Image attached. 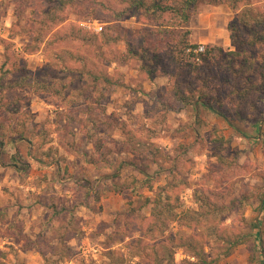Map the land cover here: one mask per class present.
Here are the masks:
<instances>
[{
    "label": "rangeland",
    "instance_id": "rangeland-1",
    "mask_svg": "<svg viewBox=\"0 0 264 264\" xmlns=\"http://www.w3.org/2000/svg\"><path fill=\"white\" fill-rule=\"evenodd\" d=\"M67 1L0 0V264H264V58L234 72L236 12ZM197 91L227 117L181 99Z\"/></svg>",
    "mask_w": 264,
    "mask_h": 264
},
{
    "label": "trees",
    "instance_id": "trees-1",
    "mask_svg": "<svg viewBox=\"0 0 264 264\" xmlns=\"http://www.w3.org/2000/svg\"><path fill=\"white\" fill-rule=\"evenodd\" d=\"M62 5L65 6L66 3L70 2L67 0H60ZM202 0H181V3H178V5H170V4H161V3H151L148 4L145 0H130L131 7L135 10H141V9H147L148 12H150V15H154L158 11L165 12L172 10L175 14L179 15L182 20L179 21V24L184 23L187 24L191 17V10L194 8L197 3ZM246 0H223L224 2H228L230 7L233 9L234 12H236V17L234 19V23L230 25V31H231V41L232 45L238 49V51H229V53H225L226 55H234L232 59V64L238 62L239 68L236 69L234 72H238L240 68H251L252 59L255 61L261 56L264 58V52L263 53H257L256 56L254 52H252L251 49H255L258 47H262L264 51V18L260 17L262 13L260 12H254L250 6L251 3H246L244 6L242 2H245ZM222 3L221 1H218ZM243 5V6H242ZM256 11V10H255ZM256 13V15H255ZM52 15V14H51ZM55 16V15H54ZM63 22V18L59 17L58 24H61ZM257 25H263L262 29L255 30L253 27ZM153 26V25H151ZM156 26V25H155ZM81 30V28H80ZM149 33L153 32V30L148 29ZM67 38L70 36H66ZM95 38V37H94ZM183 42V48L181 49V52L184 53V58H186V61L190 65H196L199 68H204L205 71H209L210 69L214 70V63L216 64V61L214 60L216 56H210V51L205 50V52L196 53L194 49L197 47L196 44H192L188 41V39L181 40ZM181 42V43H182ZM131 52L133 49H130ZM175 50V49H173ZM189 50V51H188ZM218 51L220 53H223L222 48H218ZM242 56L240 61H237L236 57ZM220 55H217V57ZM214 60V61H213ZM231 60V59H230ZM204 63V64H203ZM207 63V64H206ZM225 63V62H224ZM203 65V66H202ZM254 68V67H252ZM207 78L209 79L210 76L208 75ZM210 80V79H209ZM230 82V81H229ZM234 82V81H233ZM232 86H237L236 84H232ZM261 94H263L264 99V84L261 85ZM181 99H184L185 104H192L193 106L201 105L212 112L227 117V113L223 111L220 107H218L217 104H220V98L217 97H207L204 95V93H199L197 91L195 94L188 96L187 98L182 96ZM18 110V109H16ZM23 138V137H20ZM31 141V139H28ZM8 146H13V143L6 144ZM6 145L4 144V141L0 139V146L3 147V150H6ZM8 148V147H7ZM7 151V150H6ZM15 162V161H13ZM14 166H17V169H20L21 167L15 163ZM145 174L149 176L146 172ZM195 211L194 213H196ZM182 226L185 227H191V222L185 221L184 223H181ZM258 233H256L255 237ZM235 236V239L231 242V244L226 245L223 251V256H229L232 251L240 244L247 241V239H250V237L247 235H239ZM237 238V239H236ZM194 247H192V251ZM197 249V247H196ZM197 251H199L197 249ZM157 252V251H156ZM194 256L198 259V261H192L191 259H188L186 262L187 264H214L217 262L219 257L215 258V261H208L207 258L203 255H201L199 252H194ZM172 264V263H171Z\"/></svg>",
    "mask_w": 264,
    "mask_h": 264
},
{
    "label": "built area",
    "instance_id": "built-area-1",
    "mask_svg": "<svg viewBox=\"0 0 264 264\" xmlns=\"http://www.w3.org/2000/svg\"><path fill=\"white\" fill-rule=\"evenodd\" d=\"M102 28H103V27L100 26V27L98 28V30H101ZM205 50H206L205 45H201V44L197 45V47L194 49V51H195L196 53L205 52Z\"/></svg>",
    "mask_w": 264,
    "mask_h": 264
},
{
    "label": "crops",
    "instance_id": "crops-1",
    "mask_svg": "<svg viewBox=\"0 0 264 264\" xmlns=\"http://www.w3.org/2000/svg\"><path fill=\"white\" fill-rule=\"evenodd\" d=\"M261 209H262V213L264 212V196H263V199H262V201H261Z\"/></svg>",
    "mask_w": 264,
    "mask_h": 264
}]
</instances>
